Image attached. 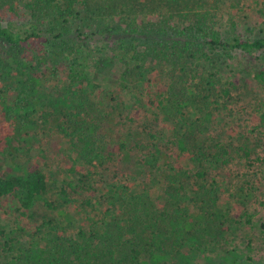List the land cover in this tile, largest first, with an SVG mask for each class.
Returning a JSON list of instances; mask_svg holds the SVG:
<instances>
[{
	"label": "rangeland",
	"instance_id": "374dc122",
	"mask_svg": "<svg viewBox=\"0 0 264 264\" xmlns=\"http://www.w3.org/2000/svg\"><path fill=\"white\" fill-rule=\"evenodd\" d=\"M11 1L0 0V23L19 27L25 22L39 32L44 30H40L41 20H46L48 11L30 19L25 7L15 5L17 14L13 16L7 11ZM166 1H171L169 11L158 7L163 4L160 0H150L146 5V26L131 29L127 24L133 16L129 9L132 0H87L88 6L76 5L79 24L89 38L86 46L99 60H94L95 76L85 86L71 85L60 73L43 80L38 87L35 104L48 115L49 122L44 124L42 118H35L38 130L45 131L44 137L37 136L31 144L33 150L44 152L45 160L36 154L32 160L42 167L47 187L43 201L33 210L27 231H34L37 237L43 232H60L71 242H90L96 233L99 236L100 225L109 215L107 188L118 183L136 197L147 195L157 210L180 205L188 211L184 248L177 254L165 251L162 235L156 240L149 237L145 243L142 241L145 249L138 254L140 264H264V84L253 79L255 72L264 69V54L250 57L240 51L218 50L192 60L200 40L194 36L193 18L190 25L184 23V17L176 18L171 27L176 28H167L166 32L152 27L154 22L165 18L169 21L178 14L171 11L183 10L179 13L209 15L219 27L244 40L264 39V0ZM138 20L139 17L132 19ZM125 28L126 35L121 38ZM50 34L47 33L49 37ZM105 40L109 43L106 49L104 43H99ZM38 49H42L39 41L29 46V52ZM122 53L127 58L135 57L138 66L131 72L132 86L163 90L159 111L152 114L143 106L147 98L142 102L125 97L121 88L123 71L116 63ZM142 71L148 75L140 84L134 77ZM96 86L115 89L119 104L107 105L101 99L106 108L94 106L91 117L81 115L77 119L88 128L86 134L99 130L110 133L111 140L105 138L109 144H118V138L127 143L129 156H120L118 164L87 157L84 153L100 150V145L83 141L77 125L69 128L66 123L76 116L77 102ZM9 87V81L0 80V101L6 99L7 106L15 97L9 89L4 92ZM56 124L63 128L57 131ZM63 133L74 139H62ZM149 134L160 142L165 156L159 176L151 181L152 173L140 161L147 151L144 147L149 143ZM179 141L184 152L179 151ZM70 165L82 174L89 172V183L97 191L92 205L86 204L85 195L71 191V182L78 186L81 182L80 177L66 173ZM197 171L204 173L203 179L196 177ZM25 173L21 166L7 169L0 158V177ZM162 178L172 187L168 202ZM210 188L215 191V203L207 196ZM61 189L66 190L67 201L60 195ZM15 207L9 201L4 204L6 213L0 212V227L6 231L13 227ZM113 218L123 220L125 215L116 210ZM19 239L27 245L30 242L26 235ZM15 254L8 252L0 240V264H40L34 250L19 263H12Z\"/></svg>",
	"mask_w": 264,
	"mask_h": 264
},
{
	"label": "trees",
	"instance_id": "16d2710c",
	"mask_svg": "<svg viewBox=\"0 0 264 264\" xmlns=\"http://www.w3.org/2000/svg\"><path fill=\"white\" fill-rule=\"evenodd\" d=\"M19 1L12 0L8 6L7 11L13 16L14 13L17 14L15 5L20 6L21 9L25 7L30 19L41 12L47 13L48 11V14L46 20H41L43 28L40 30H44L40 32L32 25H25V22L19 24V27L0 23V80L10 82V87L4 92L8 93L11 90L15 94L11 106H7L6 99L0 101V158L7 169L11 170L13 167L21 166L26 171L24 175L0 177V212L6 213L4 209L6 202L13 201L16 204L12 215L13 227L8 231L0 227V240L3 241V246L8 252H16L15 256L11 258L12 263H19L34 250L39 257L40 264H140L138 254L145 249L142 241L145 243L149 237L151 240H156L158 235H162L165 240V251L179 253L187 240V209L176 205L173 208L157 210L147 195L136 197L127 186L118 183L109 185L107 188L105 200L110 207L109 215L104 217L105 220L100 225L99 236L96 233L90 242L82 243L84 240L71 242L68 238H64L60 232H43L40 237L35 236L34 231L28 233L27 224L33 218L34 208L43 201L42 196L47 187L42 167L32 160L34 154L45 160L44 152L40 149L33 150L31 144V141L37 136L44 137L45 131L38 130L35 118H42L44 124L49 122L48 115L43 114L42 108L35 104L38 87L43 80L55 77L60 73L71 85L76 83L85 86L89 83L90 78L95 76L96 69H94L93 63H96L95 59H99L96 58L93 50L86 46L89 38L79 24L81 20L79 12L76 10L79 3L88 6L87 0H81V2L80 0ZM160 1L163 4L158 7L169 11L171 1ZM149 2L150 0H132V7L129 9L133 12V16L130 19L131 22L127 24L129 29L146 26L145 17L147 16L146 9H148L146 5ZM171 12L178 14L171 16L169 21H165V18L163 21L154 22L152 27L166 32L167 28L172 30L176 28H171L176 18L184 17L183 21L188 25L191 24L190 18H193L194 36L199 37L200 40L198 51L196 52L195 49L191 55L192 60H200L207 57L208 53L218 50L240 51L250 57H254L257 53L264 54V39L249 41L230 34L206 14L197 15L190 11H185L184 14L179 13L183 10ZM136 17H139V20L132 21ZM191 29L189 28V30ZM125 31L126 28L121 33V38L125 37ZM49 32L51 33L50 37L47 35ZM93 33L100 34L101 32L93 31ZM36 41H39L42 49L33 53L29 52V46ZM99 43H104L105 49L109 44L107 40ZM183 50H181L182 53ZM101 55L99 56L100 60H102ZM122 55L116 60V63L123 71L121 79L124 84L121 88L125 97L130 100L138 99L142 102L147 98L143 106L152 114L159 111L162 106L161 94L163 90L160 88L144 90L139 88V85L132 86L131 72L138 66L135 64V57L127 58V54L124 53ZM147 75L146 71L139 72V76H135L134 80L137 78L141 84L147 79ZM253 79L259 84H264V69L255 72ZM114 94H117L115 89L96 86L89 95L85 94L81 101L77 102L74 119L69 120L68 118L66 121L69 128L77 125L84 135L83 141H88L89 144L91 142L92 146L100 145V150H88V153H84L87 157L91 160L104 159L112 165L121 161L120 156H129L126 149L127 143L118 138V144H109L105 138L110 141V133L99 130L86 134L88 128L84 127L83 122L80 123L77 118L81 115L91 117L90 112L94 110L93 107L96 106L98 109L102 106V100L106 101L107 105L115 102L119 104ZM122 101L125 102V98H122ZM102 108H106V106H102ZM98 125L100 126V122ZM56 126L57 131L63 128L60 124H56ZM63 131L65 132L64 129ZM62 139L72 141L74 136L63 133ZM154 139L155 136L149 134V143L146 144L147 147H144V150L147 151L141 155L140 159L152 173L150 181L159 176L157 173L165 165V156L161 153L160 142H155ZM177 145L179 151H185L182 141H179ZM81 155L83 156V154ZM66 173L70 176L80 177L81 185L78 186L71 182V191L85 195L86 204L92 205L97 191L89 183V172L82 174L74 169L73 165H70ZM195 175L198 179L204 177V173L201 171H197ZM186 179L189 177L186 176ZM162 181L165 185L164 192H166L168 202L171 195L168 191L172 187L167 186L168 182L163 178ZM174 182H176L175 179ZM179 186L181 187V184ZM176 189H174L175 193L178 192V187ZM185 189L188 190V186ZM206 193L209 199L215 203L217 197L214 189L210 188ZM60 195L65 201L68 200L65 189H61ZM44 204L50 205L47 202ZM116 210L122 212L125 219L113 218V211ZM25 235L30 240L29 247L27 243H22L19 239ZM159 249L157 248L158 251H160Z\"/></svg>",
	"mask_w": 264,
	"mask_h": 264
}]
</instances>
